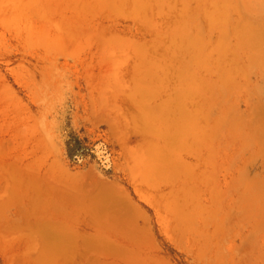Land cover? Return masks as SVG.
Returning <instances> with one entry per match:
<instances>
[{
	"label": "rangeland",
	"instance_id": "1",
	"mask_svg": "<svg viewBox=\"0 0 264 264\" xmlns=\"http://www.w3.org/2000/svg\"><path fill=\"white\" fill-rule=\"evenodd\" d=\"M215 1L0 0V264H264V52Z\"/></svg>",
	"mask_w": 264,
	"mask_h": 264
},
{
	"label": "bare ground",
	"instance_id": "2",
	"mask_svg": "<svg viewBox=\"0 0 264 264\" xmlns=\"http://www.w3.org/2000/svg\"><path fill=\"white\" fill-rule=\"evenodd\" d=\"M217 1L219 3L220 0ZM217 1H215L216 4ZM222 2L224 5V8H221L222 10L224 9V14L222 13V15H225L223 17H225L224 20L227 21L226 23H224V25L227 26V28L229 29L228 31L231 30L228 34H230L231 32L248 33L249 37H254L253 39H255L257 44L259 46H262V51L264 52V0H222ZM257 44L256 46H258ZM253 45L251 46L250 44V48H253ZM261 77L264 79V73L261 74Z\"/></svg>",
	"mask_w": 264,
	"mask_h": 264
}]
</instances>
